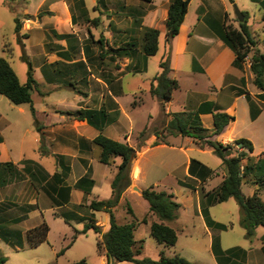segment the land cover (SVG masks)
Listing matches in <instances>:
<instances>
[{
  "label": "crops",
  "instance_id": "0c3cea01",
  "mask_svg": "<svg viewBox=\"0 0 264 264\" xmlns=\"http://www.w3.org/2000/svg\"><path fill=\"white\" fill-rule=\"evenodd\" d=\"M170 1L8 0L9 4L20 7L15 15L21 28L14 34L25 36L21 50L36 82L31 91L36 99L31 96L30 105L19 106L0 99V259L4 260L3 264H8L10 257L19 251L49 245L56 223L63 226L59 236L63 246L56 257L72 249L88 231L72 241L74 233L83 228H74L70 220L81 222L83 227L91 214L87 206L92 201L110 199V185L121 163L117 157L109 165L101 164L100 148L93 143L94 139L102 134L135 147L139 133L150 129V140H144L146 146L131 161V184L122 193L118 205L142 198L141 192L146 189L164 191L180 205L177 217L167 222L172 225L164 224L174 229L176 235L181 233L187 238L192 237L193 223L197 222L207 237L211 264H264L263 227L254 230L252 240L256 239L259 245L253 251L252 247H222L221 233L233 225L213 217L211 212L216 205L208 208V216L226 229L217 230L205 224L204 194L217 188L224 178L221 161L216 165L209 157L212 151L179 135L170 136L167 143L152 145L157 140L154 133H161L172 114H196L201 127L209 132L214 128L213 115L225 114L232 120L210 140L223 145L239 139L250 142L252 152L245 151L250 165L259 163L264 176V101L257 98L261 92L253 85L249 60L235 67V54L221 38L225 27L238 29V26L229 23L222 0H190L177 35L167 44L165 23ZM250 1L260 6L264 0ZM0 5L7 7L4 0ZM31 16L33 21L25 30L23 22ZM3 27L0 19L2 54L7 43ZM143 29L159 32L157 52L162 37L159 56L156 53L143 57L140 50ZM56 35L66 38L58 39ZM133 44L136 47H127ZM123 48L124 51L120 50ZM164 60L177 89L161 107L149 90L154 77L161 72L159 63ZM246 95L259 109L254 120L250 118ZM77 111L99 113L97 124L103 123L101 131L86 120L67 115ZM140 114L145 122L135 126ZM157 128L161 131H156ZM192 161L197 164H191ZM245 165L243 161L242 166ZM259 178L261 173L254 168L242 184L249 186L248 197L257 193L264 200V186L255 183ZM106 184L110 187L108 199L105 193L99 196ZM131 210L133 213L134 209ZM92 216L101 232H106L108 215L105 220ZM143 219L146 223H142ZM43 222L49 227L47 242L30 249L26 232ZM134 222L135 231L144 224L150 233L151 222L158 220L149 213L146 202L143 216H135ZM245 239L251 244L252 241ZM97 240L98 236L96 243ZM215 240L225 253L220 263L212 251ZM229 250L233 251L226 254ZM40 253L32 254L37 264ZM98 256L99 264H106L105 257ZM76 261L65 263L85 262Z\"/></svg>",
  "mask_w": 264,
  "mask_h": 264
},
{
  "label": "trees",
  "instance_id": "16d2710c",
  "mask_svg": "<svg viewBox=\"0 0 264 264\" xmlns=\"http://www.w3.org/2000/svg\"><path fill=\"white\" fill-rule=\"evenodd\" d=\"M144 3H150L152 0H140ZM190 0H171L167 9L166 19V33L165 43L169 44L170 40L178 33L179 27L183 22L184 16L187 12V6ZM232 3V0H229ZM5 5L9 7L8 0H4ZM261 8L264 9V1L261 3ZM244 21L238 23V29L225 27L221 36L225 44L234 52L235 60L233 62L235 67H240L245 63L246 59L250 63V72L253 76V85L261 92L257 98L264 101V52L253 53L250 57L253 41L250 38L248 27L246 26L248 15L242 13ZM14 32L18 33L21 25L18 17L14 18ZM159 32L155 29H143L140 42V50L144 58L153 56L158 50ZM56 38L63 39L66 36H58ZM132 49L135 46L128 45ZM125 48L120 49L124 51ZM27 75L25 84H20L14 71L10 67L7 60L0 57V96L7 99L15 106L23 104H31V91L36 87V82L33 78L32 69L27 64ZM161 72L154 77L151 86L150 94L158 100L161 107L171 99L172 93L177 89V82L169 78L170 68L167 60L159 63ZM250 107V118L254 120L258 114L259 109L250 101L246 95ZM31 112L33 113L32 109ZM68 116L77 120H86L89 124H93L101 131L102 124L99 126L98 115L94 111H77L75 113H67ZM232 120L225 114L216 113L213 115L214 128L212 131H207L201 127L198 115L193 113L172 114L161 133H154L156 139L161 135L191 138L200 148H208L221 161V166L224 171V178L221 184L210 192L204 194L205 204L202 208V215L205 224L209 228L217 230H225L226 227L214 223L208 216V208L214 205L223 203L228 199H233L239 208L240 225L245 232V237L251 239L254 230L257 227L264 228V200L261 199L257 193L252 196H245L241 190V184L246 178L247 174L253 170H259L261 178L255 183L264 186V176L262 166L256 163L254 166L250 165V158L247 153L252 152L250 142L239 139L233 144L223 145L218 142L211 141L210 138L219 135L224 127ZM96 122V124H95ZM146 131L139 133L137 140L143 138ZM95 145L100 148L99 161L101 164L109 165L111 159L121 158V163L117 167V174L111 182V197L106 201H92L87 209L91 212L90 216L86 218V223L80 232H75L72 241L77 235L85 234L91 230L98 236L96 243V251L98 255L105 257L106 264L113 262L117 263H131V264H190L187 260L180 256L168 258L160 254L157 261L147 258L135 259L136 255L140 254L142 248V241L136 242L134 240L135 223L118 224L113 215V209L118 205L122 193L129 188L130 181V165L137 152H140L145 146V142L137 144L135 147L129 146L127 143H121L110 140L99 134L93 141ZM159 142L155 141L152 145H157ZM239 145V147H238ZM246 151V152H245ZM246 161V165L242 166V162ZM192 163H196L192 161ZM182 184V183H181ZM141 197L147 202L148 211L155 216L158 222H151L150 236L158 243L165 247H174L177 242V235L174 229L164 224L165 222L173 221L178 214L180 205L176 203L171 194L164 191L156 192L152 188L141 192ZM94 212H104L108 215V230L104 233L95 225L92 214ZM127 214H132L130 208H127ZM65 222L68 218L63 216ZM146 223V219L142 220ZM49 232L48 225L43 222L39 226L30 229L26 232V241L30 249L36 248L39 245L47 242V235ZM212 251L217 262L220 263L221 255L225 253L219 249L218 242L215 240L212 245ZM233 250L226 252L231 253ZM4 260L0 259V264ZM76 264H85L81 261Z\"/></svg>",
  "mask_w": 264,
  "mask_h": 264
},
{
  "label": "rangeland",
  "instance_id": "374dc122",
  "mask_svg": "<svg viewBox=\"0 0 264 264\" xmlns=\"http://www.w3.org/2000/svg\"><path fill=\"white\" fill-rule=\"evenodd\" d=\"M88 3L90 0H86ZM226 11L228 13L229 23L232 26L237 27L238 23L236 22L235 13H234V6L236 9L242 13H246L248 15L246 26L248 27L250 38L253 41V47L251 48V53L249 57L253 53H263L264 52V9L261 6L255 5L250 0H235L234 3H230L229 0H222ZM2 3V0H0ZM8 7H2L0 5V19L4 22L3 33L5 34V43L2 51L3 54L0 52V57L5 58L12 70L14 71L18 81L20 84H24L26 80V71H27V63L26 56L22 52V41L25 40V36H20L19 34H14V23L13 19L16 17L15 13H17V9L20 7L17 4H9ZM20 20V19H19ZM33 21V17L31 16L28 20L24 21L23 24H26L25 30L27 29V25H30ZM162 37L159 39V47L161 48L162 44ZM36 43V40H33V44ZM156 52L159 56L161 50ZM26 50L29 54V47L26 46ZM24 59H23V58ZM249 59V58H248ZM25 60V61H24ZM33 99H36V95L31 93ZM0 99L3 103H8V105H12L7 100L0 96ZM143 118V119H142ZM145 122L143 114H140L138 119H135V126H141ZM146 134L143 138H140L135 142V146L137 144H142L144 140H150V134L152 130H145ZM156 131H161L160 128H157ZM170 140L169 135H161L156 141L159 143H167ZM145 142V141H144ZM27 155H31L30 151H25ZM214 163L220 164V160L213 154L209 156ZM102 190L100 191L99 196H106L105 198L108 199L110 197V187L108 184L102 186ZM245 183L242 184L241 189L245 196L248 195L249 190ZM127 208H133L134 212L132 214H126ZM146 202L142 198H132V200H128L126 202H121L113 209V215L115 220L118 224H130L135 223L134 217L135 216H143L145 212ZM132 211V210H131ZM212 215L214 218L225 222L227 224L232 223V228L229 229L227 232L221 233V244L223 248L232 247V246H239L243 248L252 247L253 251L259 245L256 239L252 240L249 239L251 242L245 239L244 230L241 228L239 224V209L237 203L233 200H227L223 203L217 204L213 210ZM95 218L99 219L102 218L105 220L107 215L103 212H96ZM78 230H81L82 223L74 221L73 219L70 220ZM172 225L171 223H167ZM195 226L192 229L191 234L192 237H184L181 233H178V243L174 247H165L162 244H158L149 233L148 225H140L138 228L136 227V231L134 234L135 240L142 241V248L140 250V254L135 256V259H150L153 261H157L160 257V254H163L165 257H172L175 254L180 255L181 257L185 258L191 264H211L210 259L211 254L209 252V248L207 247V237L201 232L199 229L197 222L193 223ZM108 228V222L106 223V231ZM63 231V226L61 223H56L53 225V233L51 234V241L50 244H44L37 250H27V251H19L16 255H12L10 257L8 264H37L34 260L32 254L35 251H40V263L39 264H66V261L71 262L72 260H85V264H99L100 257L96 252V238L97 235L94 234L92 231H88L86 235L82 236L77 242V244L67 252L62 253L60 258L56 257V253L62 249L63 244L60 240V233ZM191 238V239H189ZM84 258V259H83ZM111 264H131V263H117L113 262Z\"/></svg>",
  "mask_w": 264,
  "mask_h": 264
},
{
  "label": "water",
  "instance_id": "95a60500",
  "mask_svg": "<svg viewBox=\"0 0 264 264\" xmlns=\"http://www.w3.org/2000/svg\"><path fill=\"white\" fill-rule=\"evenodd\" d=\"M234 13H235V18H236L237 22H238V23H242V22L244 21V17H243V15H242V13H240V12L236 9L235 6H234ZM238 147H239V145H238ZM134 191L138 192L137 189H134Z\"/></svg>",
  "mask_w": 264,
  "mask_h": 264
},
{
  "label": "built area",
  "instance_id": "2783aa9c",
  "mask_svg": "<svg viewBox=\"0 0 264 264\" xmlns=\"http://www.w3.org/2000/svg\"><path fill=\"white\" fill-rule=\"evenodd\" d=\"M248 61V59H246V61L245 62H247Z\"/></svg>",
  "mask_w": 264,
  "mask_h": 264
}]
</instances>
